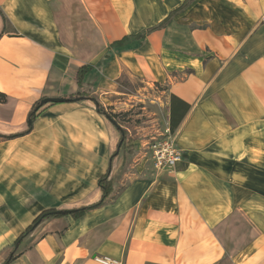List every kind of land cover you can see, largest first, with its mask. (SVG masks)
<instances>
[{
	"label": "crops",
	"instance_id": "0c3cea01",
	"mask_svg": "<svg viewBox=\"0 0 264 264\" xmlns=\"http://www.w3.org/2000/svg\"><path fill=\"white\" fill-rule=\"evenodd\" d=\"M183 1L0 0V133L24 129L37 100L77 92L85 63L104 107L118 109L125 76L158 95L165 109L151 121L164 128L173 95L190 104L172 172L145 152L151 132L134 152L119 148V129L89 99L49 103L30 132L0 138V264L43 210L98 201L108 171L104 204L42 221L9 264H264V0H194L141 45L103 57Z\"/></svg>",
	"mask_w": 264,
	"mask_h": 264
},
{
	"label": "trees",
	"instance_id": "16d2710c",
	"mask_svg": "<svg viewBox=\"0 0 264 264\" xmlns=\"http://www.w3.org/2000/svg\"><path fill=\"white\" fill-rule=\"evenodd\" d=\"M193 1L194 0H184L181 4H179L174 9H172L164 18H162L156 24L146 27L139 32L127 34L123 36L122 38L113 41L109 45V48L103 57L109 58L113 52V49H126L130 46L135 47L137 45H141L144 42V39L146 38L147 35H149L151 32L155 30H159V29L166 27L174 19V17H176L181 12H183ZM0 12L3 16L4 25H6L7 18L5 17V15L3 14L1 10ZM4 31L5 29H2L0 31V36L4 33ZM93 68H94V65L91 63H85L84 65L79 67L77 74H76V80L78 82L79 89L77 92L68 95L66 97L68 99L67 101H82L85 99L93 100L96 104L97 109L100 111L101 114L105 116L106 114H110L112 118H114L119 124H121L118 119V114L105 111L102 104L98 103L96 97L92 94L91 89L87 87L88 83H87L86 77H87V74ZM171 99L172 100H171V105H170V110H171L170 128L172 129V131H177L176 129L180 125V122L184 114H186V112L190 109V104L185 103L184 101L180 100L178 97L174 95L172 96ZM6 100H7L6 94L0 92V101L5 102ZM41 100L42 99H39L33 104V107L31 111L29 112L28 123L26 124V127L24 129L16 133H11V134L0 133V138L10 139V138L21 136V135H24L30 132L33 128L34 120L42 113L44 108H46V106L49 104V103L41 104ZM52 103L54 102H51V104ZM179 103H181L183 106H181V104ZM179 107H183L184 112H183V115L179 119H175L176 111ZM119 132H120V141H122L120 148L129 149L130 152H134L133 147L128 146V133L126 129L122 127V129L119 130ZM99 186L102 191L101 198L94 203L82 205L80 207L72 209L73 211L70 214H72L74 218H79L80 216L84 215L88 210L101 206L112 195L114 191V183H113V179L110 177L109 171L103 174L99 178ZM62 210L63 209H56V208L46 209V210H43L38 216H36L34 220L32 221V223L28 225L26 229L24 230V232L18 237V239L15 242V246L13 247L10 255L4 260L2 264H9L12 260L16 258V251H17L16 244L19 243L21 239L24 238L27 234H29L33 230V228L37 226L36 224H39L42 221L49 219V218L65 216L66 213H62L61 212Z\"/></svg>",
	"mask_w": 264,
	"mask_h": 264
},
{
	"label": "rangeland",
	"instance_id": "374dc122",
	"mask_svg": "<svg viewBox=\"0 0 264 264\" xmlns=\"http://www.w3.org/2000/svg\"><path fill=\"white\" fill-rule=\"evenodd\" d=\"M144 85L140 79L125 76L120 82V91L122 93L118 97L121 98L122 103L119 104L118 109H116L115 104L107 105L106 107L102 105L105 111L118 114L120 125L128 133V146H133V141L136 138L144 137V133H155V129L159 126L161 129H164L162 117L159 123H154L151 119L153 112L160 111L161 109L164 110L165 106L164 104H159L160 102L157 101L158 95L156 93L155 95H151L152 90H144ZM144 106L146 108H143ZM114 109L116 111H113ZM138 125L144 127L140 133L136 128Z\"/></svg>",
	"mask_w": 264,
	"mask_h": 264
},
{
	"label": "built area",
	"instance_id": "2783aa9c",
	"mask_svg": "<svg viewBox=\"0 0 264 264\" xmlns=\"http://www.w3.org/2000/svg\"><path fill=\"white\" fill-rule=\"evenodd\" d=\"M145 152L156 170L172 172L183 158V151L177 142V131L170 126L157 129L145 139ZM101 264H123L122 260L110 256H95Z\"/></svg>",
	"mask_w": 264,
	"mask_h": 264
},
{
	"label": "water",
	"instance_id": "95a60500",
	"mask_svg": "<svg viewBox=\"0 0 264 264\" xmlns=\"http://www.w3.org/2000/svg\"><path fill=\"white\" fill-rule=\"evenodd\" d=\"M68 99L67 98H64V97H45L41 100V104H46V103H51V102H64V101H67ZM106 117L119 129L121 130L122 129V126L114 119L112 118V116L110 114H106ZM30 122V120H29ZM122 144V141H120V145H119V148ZM119 150V149H118ZM73 210H62L61 212L62 213H66V214H69L71 213ZM38 225V224H36ZM18 246V243L16 244V247Z\"/></svg>",
	"mask_w": 264,
	"mask_h": 264
}]
</instances>
